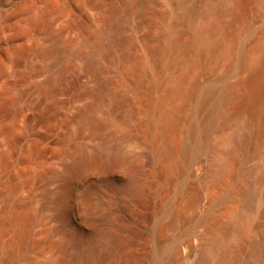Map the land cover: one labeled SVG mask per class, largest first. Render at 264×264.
<instances>
[{
  "label": "rangeland",
  "instance_id": "1",
  "mask_svg": "<svg viewBox=\"0 0 264 264\" xmlns=\"http://www.w3.org/2000/svg\"><path fill=\"white\" fill-rule=\"evenodd\" d=\"M220 1L0 0V264L198 263L208 225L201 221L204 212L216 210L222 221L233 220V211L244 208L242 196L232 195L222 207L217 201L232 184L241 188L254 184L264 164V103L208 139L207 147L223 150L220 135L247 133V117L258 123L259 135L246 145V154L237 153L229 185L221 189H207L198 178L204 151L191 166L193 188L180 191L176 163L180 159L155 154L153 138L158 131L152 130L151 117L155 102L166 98L159 102H164L168 114L172 112V121L161 131L159 142L169 139L178 150L202 89L220 86L224 94L229 85L248 76V69L238 68L240 53L262 41L264 0L247 1L251 28L242 32L226 59V64L232 59L236 64L231 63L223 80L218 77L225 66L209 65L210 53L195 44L199 26L217 19L230 21L231 13L214 10ZM175 44L185 49L178 57L171 48ZM177 84L182 94L175 93ZM240 92H225L227 110L243 102L245 93ZM103 142L134 154L139 166L135 178L143 189L121 193L113 208L101 215L103 223L112 221L114 236L107 245L69 246L50 207L60 168L80 150ZM116 176L132 181L126 171ZM96 179L91 175L87 180L96 188ZM84 183L77 181L74 204L79 203ZM195 194L200 204L192 207L189 200ZM102 196L104 203H111L108 194ZM171 202L181 215L174 223L165 212ZM259 219L254 218L260 227L249 229L244 238L248 245L258 243L260 258L246 251L238 264H264V217ZM191 227L190 242L181 244ZM176 242L181 246L179 256L169 249ZM161 248L163 258L158 255ZM207 261L219 264V257L208 254Z\"/></svg>",
  "mask_w": 264,
  "mask_h": 264
},
{
  "label": "bare ground",
  "instance_id": "2",
  "mask_svg": "<svg viewBox=\"0 0 264 264\" xmlns=\"http://www.w3.org/2000/svg\"><path fill=\"white\" fill-rule=\"evenodd\" d=\"M247 1L250 0H221L214 10L218 12H229V14L231 13V19L229 18L230 21H221L217 19L209 21L199 27L197 26L198 29L196 30L195 44L201 45L203 51L210 53L208 59L209 65L215 69H217L218 66L221 68V65L225 66V72L222 70L224 74H221L222 76L219 75V80H223L226 75H229L231 68H233L231 67V65H233L231 63H235V61L232 59L233 61L230 60V63L227 62L226 64V61H228L226 59L231 58H228V56L233 54L235 45L240 40L242 32L250 27L246 21L248 20L246 19V16L248 14L250 15V13L247 14V8L249 7H247ZM262 7L261 8L264 11V6ZM257 9H259V7ZM263 11L261 14L264 13ZM263 35L264 33H261V36ZM261 36L259 37L262 39L261 42V39L259 40L256 38L260 43H256V46L254 45L250 50H243L240 53L238 68L241 71H247L248 69L249 74L247 77L239 80L237 79L236 83L229 85L226 88V91H223L224 94H221V91H219L218 88L220 86H205L202 89L200 97L194 106L195 108L192 110V122L188 129V135L186 136L185 142L178 150L170 145L169 139L166 140L165 138V141L167 142H164V144L163 142L162 144L159 142L163 137L161 136V133H163L161 131L164 127L168 126L170 121H172V114L171 116L169 115L172 112H169L168 114L167 110L164 109L166 108V105H164L165 107L162 105L166 98L164 99L161 96L159 101L164 99V102L160 103L158 101L153 105L151 117L152 130L153 132H155V130L158 131L153 138L154 151L155 154L157 153L160 156L166 155V157H169L170 159H175L176 157L177 159H180L178 161L179 163L176 162L178 164V168L176 167L178 170H175L178 171L179 188L181 192H186L193 188L194 174L191 166L194 161L200 160V155L204 151L207 153L205 159L200 163L201 166H199L200 173L198 174V178L204 182L207 189H221L229 185L232 166L237 161V153L241 152L246 154V148H249L246 147V145L257 136V121L251 117H247L248 119L245 121L248 129L247 133H232L224 137H221L220 135L219 141L224 145L223 150L207 147L208 139L214 132H220V130L228 125V123H235L238 119L242 117L244 118V114L249 108L255 111L253 108L256 109L257 107H260L261 103H264L263 99L260 100V97H264V38ZM183 46L184 45L180 44L173 45L171 47L172 52L176 53L173 54V56L175 55L178 57L179 55H177V53L181 54L184 49ZM170 59L172 60V58ZM170 64L169 66L171 67ZM174 65L176 64L174 63ZM215 80L217 79H214L213 81ZM181 90L182 88L179 85L176 89L174 88L175 93L181 92ZM228 90L229 92H240L243 90L244 92L242 93H245V98L242 100L243 102H241L233 111H229L225 107L227 100L225 92L228 94ZM174 91L170 94L174 95ZM259 101L261 102L259 103ZM209 105L210 107L206 110ZM253 114V116H255V113ZM80 151L81 152H78L79 154H77L76 157L69 156L71 158H68L67 161L62 164V167L60 168L61 172H59L60 182L54 190V201L51 203L50 207L55 212L56 220L63 226V230L68 238L69 246L83 248L93 245L96 242H101L104 245H107L110 241V235H112L110 234V229L113 228H110L112 221H105L103 223L105 219L101 221V215L104 214V211L113 208V201H116V199H118L117 196L121 193H136L141 192L143 189L142 185L139 184V180L137 179V181L135 178L139 169L136 161L137 159L134 154H128L123 147L111 144L108 145L105 144V142L98 145H89ZM260 168V173H258L259 175L254 184H246L244 188L236 186L237 184H232L228 187L225 195L221 196L217 201V206L222 207L232 195L237 194L242 196L244 208L233 211V220L227 222L222 221L216 210H206L204 212L201 221H207L208 225L204 232L202 251L199 255L197 264H208V254L218 255L219 264H238L240 256L246 251L254 258L261 255L262 249L260 250L257 245L258 243L256 242L257 244L248 245L244 238L249 229L260 227L261 222H256L255 220H260L259 218L264 217V164L261 165ZM120 170L126 171L128 175L130 174L131 177L129 176V178H131L132 181L126 182L127 180L122 181L119 179L116 175L117 172L119 174ZM91 175L98 176V179H96L98 181V186L96 188L89 182V180H87ZM79 179H83L85 185H83L79 203L74 204L73 193ZM104 193L109 195V200H112L110 204H106L102 201V195H104ZM189 201H191L192 207L200 204L198 203V194L193 195ZM188 206L190 205L188 204ZM165 208L166 214H170L172 217L171 223H174L181 217L175 202L167 204ZM90 225L91 229L92 226H95V228L90 230L88 228ZM192 229V227L189 228L185 233L186 236L184 239H180L182 241H180L181 244L190 242L191 236L193 235ZM233 241H236L235 245L232 244ZM180 242L173 243L172 247L169 248L175 256L180 255ZM159 252L158 255L161 258L162 254H164L163 249L159 250Z\"/></svg>",
  "mask_w": 264,
  "mask_h": 264
}]
</instances>
